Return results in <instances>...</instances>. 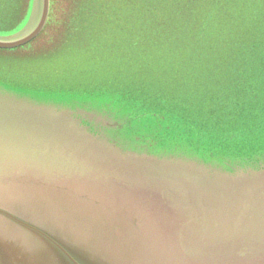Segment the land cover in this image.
<instances>
[{
	"label": "water",
	"instance_id": "1",
	"mask_svg": "<svg viewBox=\"0 0 264 264\" xmlns=\"http://www.w3.org/2000/svg\"><path fill=\"white\" fill-rule=\"evenodd\" d=\"M177 1L143 15L170 26L190 14ZM29 10L0 48L41 35L51 0ZM127 126L0 88V264H264V156L227 170L131 149L123 135L160 140Z\"/></svg>",
	"mask_w": 264,
	"mask_h": 264
},
{
	"label": "rangeland",
	"instance_id": "2",
	"mask_svg": "<svg viewBox=\"0 0 264 264\" xmlns=\"http://www.w3.org/2000/svg\"><path fill=\"white\" fill-rule=\"evenodd\" d=\"M29 1L0 0V35L20 29ZM150 4L51 0L41 35L0 48V88L99 109L160 140L123 135L131 149L227 170L264 156V0H180L175 7L190 14L170 26L146 20Z\"/></svg>",
	"mask_w": 264,
	"mask_h": 264
},
{
	"label": "trees",
	"instance_id": "3",
	"mask_svg": "<svg viewBox=\"0 0 264 264\" xmlns=\"http://www.w3.org/2000/svg\"><path fill=\"white\" fill-rule=\"evenodd\" d=\"M59 7H60V6H59ZM59 7H58V8H54V7H53V10L55 11V14H56L57 18H58V17L61 18V15H62V13H61V9H59Z\"/></svg>",
	"mask_w": 264,
	"mask_h": 264
},
{
	"label": "flooded vegetation",
	"instance_id": "4",
	"mask_svg": "<svg viewBox=\"0 0 264 264\" xmlns=\"http://www.w3.org/2000/svg\"><path fill=\"white\" fill-rule=\"evenodd\" d=\"M29 2H30L29 0H26V2H25V3H27L26 9L29 8ZM66 4L68 5V3H66ZM70 4H72V3H70ZM61 5H62V3H60V6H61ZM26 9H25V10H26ZM20 22L23 23L22 21H20ZM44 29H45V28H44Z\"/></svg>",
	"mask_w": 264,
	"mask_h": 264
}]
</instances>
